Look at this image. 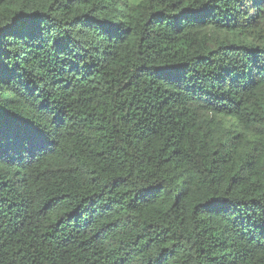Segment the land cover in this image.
<instances>
[{"label": "trees", "instance_id": "trees-1", "mask_svg": "<svg viewBox=\"0 0 264 264\" xmlns=\"http://www.w3.org/2000/svg\"><path fill=\"white\" fill-rule=\"evenodd\" d=\"M0 264H264V0H0Z\"/></svg>", "mask_w": 264, "mask_h": 264}]
</instances>
